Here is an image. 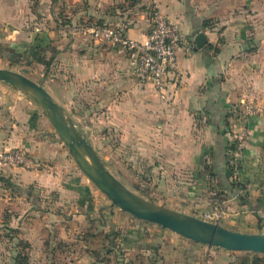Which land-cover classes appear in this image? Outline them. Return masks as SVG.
Instances as JSON below:
<instances>
[{
  "label": "crops",
  "instance_id": "0c3cea01",
  "mask_svg": "<svg viewBox=\"0 0 264 264\" xmlns=\"http://www.w3.org/2000/svg\"><path fill=\"white\" fill-rule=\"evenodd\" d=\"M68 1L76 7L75 17L93 20L87 25L82 24V27L85 25L84 36L74 32L79 37L73 36L76 41L73 52L67 49L64 55L69 59L74 55L76 86L83 84L86 88V84H90V88L96 90L97 106L103 103L100 99H105L106 112L100 117L106 113L113 125H122L125 129L129 128L128 124L130 130L148 131L151 126L147 121L155 115L161 141H158V151L164 156L183 152L189 160L178 156L173 162L177 169L191 167L194 172L209 163L206 167L211 169L213 180L220 185L217 191L225 198H222L225 205L228 200V204L235 201L229 206L233 217L245 224L262 227L264 0H151L152 8L157 4L171 20L180 24L183 39L192 46L191 52L179 51L178 68L169 74L165 99L160 98L151 81L132 74L127 57L117 47L96 42L86 30L93 23L108 24L121 27L128 36L145 41L151 31V12L129 16L109 10L110 7L105 6L108 0ZM53 4L54 0H0V35L1 31L10 36L18 35L23 33V25L29 24L41 31L38 25L43 23L35 20L40 15H48L42 17L48 21ZM199 32L206 34L207 42L196 48L195 38ZM33 34V30L30 31L29 35ZM62 88L64 99L58 102L64 107H73L72 94L67 91L71 87L64 83ZM18 101L14 106L19 112L18 120L13 121L6 135L8 144L19 143L31 152L32 157L48 164L49 170L45 167V172L37 173L42 180L73 167L68 150L58 140L50 120L33 104L22 99ZM251 103L257 104L259 111L244 120L243 114ZM242 129L248 130L250 139L242 150L241 168L236 176L247 189L233 193L224 186L229 182L226 152L232 131L237 136ZM189 154L192 155L191 162ZM201 154L203 160L197 163L195 156ZM245 194L249 195L251 205L240 203V196ZM175 245L172 243L171 249L183 250L185 255L168 264H227L232 253L190 239L182 246Z\"/></svg>",
  "mask_w": 264,
  "mask_h": 264
},
{
  "label": "rangeland",
  "instance_id": "374dc122",
  "mask_svg": "<svg viewBox=\"0 0 264 264\" xmlns=\"http://www.w3.org/2000/svg\"><path fill=\"white\" fill-rule=\"evenodd\" d=\"M151 4V0H108L105 6L135 16L142 11L151 12ZM75 12L72 1L54 0L50 19L43 20L48 15H40L35 20L43 23L38 25L41 31H36L34 24L23 25V33L18 35L1 31L0 67L41 83L57 101L64 99L62 85L70 86L67 91L72 94L73 107L62 106L114 176L151 202L209 219V214L221 209L224 198L217 191L220 185L213 180L211 169L206 167L209 163L194 172L191 167L177 169L173 162L178 156L185 159L183 152L164 156L158 151L160 138L155 115L147 121L151 126L148 131L130 130L128 124L130 129H123L122 125H113L106 113L100 117L106 112L105 99H100L103 103L97 106L96 90L90 84L86 88L83 84L76 86L75 58L74 55H70L72 59L65 57L64 50L73 52L76 44L73 36L79 37L74 32L84 36L83 27L93 20L88 17L80 20L74 16ZM82 24L85 25L82 27ZM32 30L34 34L29 35ZM18 99L33 104L46 116L25 92L0 81V152L15 148L28 151L19 143L11 146L7 142L6 135L13 121L18 120L19 112L14 109L20 102ZM51 128L66 146L52 122ZM232 132L226 152L230 158L238 142L236 133ZM66 148L73 167L64 173H52L44 180L37 174L49 170L44 162L42 171L0 168V264L14 263L18 252L27 255L28 264H168L185 255L183 250L171 248L172 243L182 246L188 240L186 237L115 206ZM189 157L191 162L192 155ZM195 157L197 163L202 162V154ZM228 201L226 216L209 221L239 231H264V224L257 228L236 220L229 208L235 201L230 204ZM113 245L115 249L108 251ZM231 252L227 264H241L244 258L253 256L248 251ZM259 254L264 258V253Z\"/></svg>",
  "mask_w": 264,
  "mask_h": 264
},
{
  "label": "water",
  "instance_id": "95a60500",
  "mask_svg": "<svg viewBox=\"0 0 264 264\" xmlns=\"http://www.w3.org/2000/svg\"><path fill=\"white\" fill-rule=\"evenodd\" d=\"M195 41L196 48H201L207 42L206 34L199 32ZM0 81L25 92L38 104L83 172L121 210L211 247L225 248L229 251L264 253L262 232L234 230L220 223L158 205L129 189L110 172L67 110L41 83L18 71L2 67H0Z\"/></svg>",
  "mask_w": 264,
  "mask_h": 264
},
{
  "label": "built area",
  "instance_id": "2783aa9c",
  "mask_svg": "<svg viewBox=\"0 0 264 264\" xmlns=\"http://www.w3.org/2000/svg\"><path fill=\"white\" fill-rule=\"evenodd\" d=\"M151 31L145 41L128 36L125 30L118 26L93 23L87 27L96 42H107L118 48L128 60L129 68L134 76L153 83L161 99L167 97L168 77L178 68V54L181 49L192 51V46L183 39L180 24L171 20L157 4L151 13ZM259 111L257 104L247 106L243 119ZM237 143L230 161L237 167L242 150L247 147L250 139L248 130L242 129L237 135ZM21 167L31 170L42 169L43 163L31 157L22 148L9 149L0 152V168ZM221 209L209 214V219L226 216V202L222 200ZM207 219V220H209Z\"/></svg>",
  "mask_w": 264,
  "mask_h": 264
},
{
  "label": "trees",
  "instance_id": "16d2710c",
  "mask_svg": "<svg viewBox=\"0 0 264 264\" xmlns=\"http://www.w3.org/2000/svg\"><path fill=\"white\" fill-rule=\"evenodd\" d=\"M241 158V155H240ZM232 157L230 158V156H227V168H226V177L228 179V185L224 183V186L227 187V190L233 193H236L242 189H247L246 185L244 183H242L237 176L235 178H233L235 176L236 171L238 172V170H240L241 168V159L239 161V164L237 167H234L231 164ZM240 203L244 204V205H251L250 203V198L248 194L245 195H241L240 196ZM262 203L264 204L263 198L261 199ZM115 249V245L110 246L108 248V251H111ZM248 253H251L253 256H247L246 258L243 259L241 264H264V258L256 252L253 251H248ZM264 255V254H263ZM14 263L12 264H28L27 263V255L26 254H22L21 252H18L17 256H15L14 258Z\"/></svg>",
  "mask_w": 264,
  "mask_h": 264
}]
</instances>
